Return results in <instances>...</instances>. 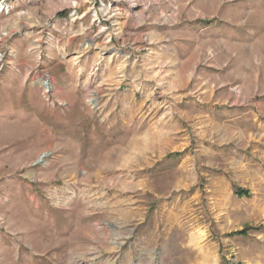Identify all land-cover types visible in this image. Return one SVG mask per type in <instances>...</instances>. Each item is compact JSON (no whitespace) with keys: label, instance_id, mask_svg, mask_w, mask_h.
Returning <instances> with one entry per match:
<instances>
[{"label":"rangeland","instance_id":"374dc122","mask_svg":"<svg viewBox=\"0 0 264 264\" xmlns=\"http://www.w3.org/2000/svg\"><path fill=\"white\" fill-rule=\"evenodd\" d=\"M0 264H264V0H0Z\"/></svg>","mask_w":264,"mask_h":264},{"label":"bare ground","instance_id":"6f19581e","mask_svg":"<svg viewBox=\"0 0 264 264\" xmlns=\"http://www.w3.org/2000/svg\"><path fill=\"white\" fill-rule=\"evenodd\" d=\"M118 7V6H117ZM115 10V9H114ZM120 10V9H119ZM120 14V13H119ZM123 15V14H122ZM120 16V15H119ZM118 16V17H119ZM120 18V17H119ZM43 85L45 86V89H47V87H48V84L46 83V81H43ZM98 97V96H97ZM96 96L95 97H93V98H91V101H92V103H94V104H97V102H98V98H97ZM46 155L48 154V153H45ZM40 159V158H39Z\"/></svg>","mask_w":264,"mask_h":264},{"label":"trees","instance_id":"16d2710c","mask_svg":"<svg viewBox=\"0 0 264 264\" xmlns=\"http://www.w3.org/2000/svg\"><path fill=\"white\" fill-rule=\"evenodd\" d=\"M237 193L239 195H248L249 191L247 189H238Z\"/></svg>","mask_w":264,"mask_h":264},{"label":"water","instance_id":"95a60500","mask_svg":"<svg viewBox=\"0 0 264 264\" xmlns=\"http://www.w3.org/2000/svg\"><path fill=\"white\" fill-rule=\"evenodd\" d=\"M45 156H46V154H43V155L41 156V158L38 159V160L36 161V163L42 162V161H43V157H45Z\"/></svg>","mask_w":264,"mask_h":264}]
</instances>
